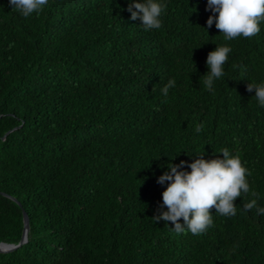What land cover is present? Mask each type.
<instances>
[{"label":"trees","instance_id":"obj_1","mask_svg":"<svg viewBox=\"0 0 264 264\" xmlns=\"http://www.w3.org/2000/svg\"><path fill=\"white\" fill-rule=\"evenodd\" d=\"M131 2L48 0L25 18L0 0V242L29 218L0 264H264V106L247 91L264 83V21L226 41L207 0H159L146 31ZM216 45L231 52L209 91ZM223 148L251 173L236 215L213 208L199 235L155 222L170 159L190 171Z\"/></svg>","mask_w":264,"mask_h":264},{"label":"clouds","instance_id":"obj_2","mask_svg":"<svg viewBox=\"0 0 264 264\" xmlns=\"http://www.w3.org/2000/svg\"><path fill=\"white\" fill-rule=\"evenodd\" d=\"M15 10H18L25 18L32 13H39L48 3V0H9ZM133 8L135 10H133ZM166 5L159 0H132L128 6L131 19H140L144 30L159 29L161 27L160 16ZM207 9L213 15L207 19V26L215 27L226 41L237 37L251 38L260 31V23L264 21V0H207ZM229 46L216 45L215 49L207 55L206 64L208 72L205 74L203 84L209 91L213 90V83L224 74V65L227 63ZM175 80L170 79L161 89L166 98L169 89L175 87ZM255 90V97L261 106H264V83H249L247 91ZM202 130L197 125L195 131ZM223 158L205 159L203 154L188 164L190 171L183 170L185 161L179 164L168 163L169 171H165L158 177L161 185L167 183L162 192L160 211L153 216L155 222L160 220L171 222L177 234L190 231L193 235H199L212 226V209L221 216H235V200L250 191L246 179L251 175L243 166L238 155H231L227 148L220 150ZM253 197H258L252 192ZM257 207V199H252L244 205V210ZM258 214H264V208H257ZM183 220V223L180 220Z\"/></svg>","mask_w":264,"mask_h":264},{"label":"water","instance_id":"obj_3","mask_svg":"<svg viewBox=\"0 0 264 264\" xmlns=\"http://www.w3.org/2000/svg\"><path fill=\"white\" fill-rule=\"evenodd\" d=\"M28 231H29V218H28L27 213L24 211V232H23V236L21 240L19 241V243L14 244V243L0 242V246L8 250L18 247L19 245L27 241Z\"/></svg>","mask_w":264,"mask_h":264}]
</instances>
